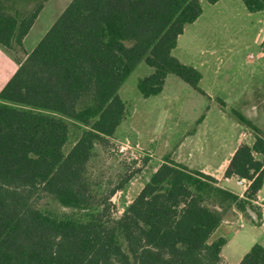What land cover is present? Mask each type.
I'll return each instance as SVG.
<instances>
[{
    "label": "trees",
    "instance_id": "16d2710c",
    "mask_svg": "<svg viewBox=\"0 0 264 264\" xmlns=\"http://www.w3.org/2000/svg\"><path fill=\"white\" fill-rule=\"evenodd\" d=\"M48 0H0V48L18 65L0 92V264H226L224 222L262 219L264 136L241 144L224 178L251 182L241 196L214 177L166 158L118 218L92 172L126 116L120 88L144 61L138 83L162 93L173 74L201 94V73L173 56L202 1L72 0L30 55L24 39ZM250 13L264 0H241ZM71 128H84L68 153ZM131 177L125 179L129 183ZM71 214H57L49 202ZM239 264H264L255 244Z\"/></svg>",
    "mask_w": 264,
    "mask_h": 264
},
{
    "label": "rangeland",
    "instance_id": "374dc122",
    "mask_svg": "<svg viewBox=\"0 0 264 264\" xmlns=\"http://www.w3.org/2000/svg\"><path fill=\"white\" fill-rule=\"evenodd\" d=\"M71 1L45 4L26 43L29 55ZM201 6V16L185 27L172 54L201 73L199 87L205 95L169 74L161 94L143 97L138 83L153 73L144 61L118 92L126 116L92 163L93 176L101 182L103 192L123 184L122 192L112 198L114 218L122 215L166 158L222 180L236 148L255 141L254 132L238 122V115L252 121L264 136V11L250 13L241 0L202 1ZM83 129L71 128L65 153ZM126 142L139 146L148 156L135 151L122 156L117 148ZM128 177L131 179L125 183ZM222 185L237 193L243 190L237 180ZM48 205L57 214L73 213L52 201ZM241 224L243 232L254 228L251 222L233 221V233L238 236H242ZM260 226L255 227L258 235L264 234V222ZM249 243L247 238H236L223 249L224 257L238 260Z\"/></svg>",
    "mask_w": 264,
    "mask_h": 264
},
{
    "label": "crops",
    "instance_id": "0c3cea01",
    "mask_svg": "<svg viewBox=\"0 0 264 264\" xmlns=\"http://www.w3.org/2000/svg\"><path fill=\"white\" fill-rule=\"evenodd\" d=\"M49 2V0L47 1ZM46 2V3H47ZM45 8V6H44ZM43 8V9H44ZM43 11V10H42ZM42 11L41 13L39 14V17L37 18L35 24L33 25V27L31 28L30 32L28 33V35L25 37L24 39V50H25V53L26 55L28 56L29 55V52L26 51V43H27V40L28 38L30 37V35L32 34L36 24L38 23V20L42 14ZM18 65L17 63L14 61V59L7 53H5L1 48H0V92L1 90L5 87V85L9 82V80L13 77V75L17 72L18 70ZM237 149V148H236ZM172 160V159H171ZM173 161V160H172ZM164 163V161L162 162ZM225 171L223 172V175L225 174ZM219 182H225L226 184L228 182H231L232 180H236V179H225L223 177L222 180L216 178ZM264 188L259 192L258 194V202L261 204V205H264V198L262 197V192H263ZM122 192V191H121ZM242 192V191H241ZM241 192H239V194H241ZM237 193V192H236ZM239 221H247L245 220L242 216L239 217L238 219ZM249 222V221H248ZM263 224L262 220L259 224H253L254 225V228H252V231L251 232H243L241 231L243 228H244V225L241 224V226H239V232L241 233L242 232V236H238L236 233H233L235 232L234 229L235 227L233 226V222H224L219 228L218 230L214 233V235L212 236V240H216L220 237H231L232 238L228 241L227 240V244L225 246H227L229 244V242L235 240L236 238L238 237H242L243 239L244 238H247L250 243L247 247L245 248L243 254H241V256L239 257L238 260L236 261H229L227 260L224 255H223V250H222V257L224 258V261L226 264H239L241 262V260L243 259V257L248 253V251L251 249L252 246H254L255 244H260L264 247V234H257L256 232V228L258 225L259 227H261L260 225ZM225 248V247H224ZM223 248V249H224Z\"/></svg>",
    "mask_w": 264,
    "mask_h": 264
},
{
    "label": "built area",
    "instance_id": "2783aa9c",
    "mask_svg": "<svg viewBox=\"0 0 264 264\" xmlns=\"http://www.w3.org/2000/svg\"><path fill=\"white\" fill-rule=\"evenodd\" d=\"M118 153L121 154L122 156H127L128 152L130 151H135L137 153H139L141 155H147V153L143 152L141 148H139V146H132L129 142L123 143L121 145L118 146ZM136 159H138V157H136ZM238 181V180H237ZM238 184L243 188L242 192H241V196L244 195V193L248 190L251 182H248L246 180H239ZM256 205H258L261 208V212H262V222H264V205H261L259 202H256Z\"/></svg>",
    "mask_w": 264,
    "mask_h": 264
}]
</instances>
